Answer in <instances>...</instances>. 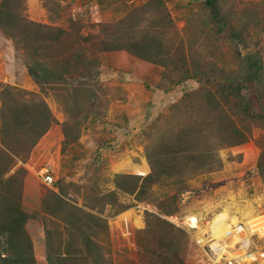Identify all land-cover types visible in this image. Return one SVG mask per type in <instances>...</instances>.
Wrapping results in <instances>:
<instances>
[{
	"label": "rangeland",
	"instance_id": "374dc122",
	"mask_svg": "<svg viewBox=\"0 0 264 264\" xmlns=\"http://www.w3.org/2000/svg\"><path fill=\"white\" fill-rule=\"evenodd\" d=\"M8 2L13 4L14 13L29 21L87 37L89 40L81 44L82 48L96 53L98 61L96 74L91 77L74 73L73 62L68 61L64 65L70 75L65 76L64 85L48 83L40 87L26 73L27 58L20 44L0 29V116L7 107L13 108V102L22 108L20 104L43 101L54 119L29 148L32 136L10 127L6 112L9 130L4 139L11 152L0 141V169L10 166L4 178L18 170L23 176L21 207L31 217L25 230L32 243L35 264H50L48 256L53 257L54 264V249L63 253L68 246L71 253L84 251L82 238L64 228V214L45 213L46 204L52 211L49 193L98 218L82 224L96 245L92 255L98 253V258L76 259L72 264H146L140 260L138 240L146 227L147 212L177 229L170 219L201 212L211 216L222 208L240 217L264 210V178L255 170L264 151V122L238 116L242 104L233 109L238 116L234 120L246 132V139L218 150L221 166L217 170L195 174L183 184H155L151 191L132 192L134 185H140L142 178L150 173L146 153L156 145L158 132L163 129L160 119L187 93L197 90L199 84L186 80L183 74L162 77L166 72L163 65L129 51L97 52L95 46L104 28L112 33V27L121 33H135L136 39L145 35L159 37L160 45L151 43L150 49L140 51L154 60L158 59L154 52L159 51L175 58L178 65L184 63L188 69L196 63L206 69L216 66L218 81L231 79L241 83L245 102L253 112L264 115L262 0H219L232 26L222 33L213 32L202 0ZM237 53L241 57L249 54L260 57V82H241L245 74ZM78 85L80 89L72 92ZM71 93L73 98H68ZM170 126L167 124L164 129ZM211 131L215 136L216 129ZM41 168L49 169L53 184L46 185L37 176ZM214 207L218 211L211 213ZM75 220V217L67 218L69 223L79 225ZM182 231L178 238V258L180 264H185L188 236ZM50 239L59 241L60 245L49 247ZM260 244L264 245V241ZM166 259L168 264H177L170 256Z\"/></svg>",
	"mask_w": 264,
	"mask_h": 264
},
{
	"label": "trees",
	"instance_id": "16d2710c",
	"mask_svg": "<svg viewBox=\"0 0 264 264\" xmlns=\"http://www.w3.org/2000/svg\"><path fill=\"white\" fill-rule=\"evenodd\" d=\"M202 2L214 33H222L227 27L232 28L229 24L230 20L221 9L219 0H202ZM11 5L13 4L8 0L0 2V29L5 36L20 44V49L24 50L27 58L26 73L37 86L41 87L48 83L64 85L65 76L70 75V70L64 65L68 61L73 62L74 73L82 72L89 77L96 74L98 66L96 53H88L81 45L89 40L87 37L29 21L22 14L14 13V7ZM112 29H114L113 33L106 28L100 33L95 45L97 52L126 50L137 57L163 65L166 72L162 73V77L183 74L186 80L190 79L199 84L197 90L187 93L179 103L172 106L167 116L160 119V122H163L162 131L166 130L164 128L167 124L171 126L164 132L159 131L156 145L147 150L146 158L150 173L142 178L140 185H134L132 192L137 189L138 193L151 191L155 184H183L195 174L217 170L221 166L217 156L218 150L238 145L246 139V132L235 125L234 118L238 116L244 120L258 118L264 122V115L253 112L249 103L243 99L241 83L231 79L223 83L218 81L216 70L219 69L216 66L206 69L196 63L188 69L184 63L178 65L179 62L175 61V58L163 55L159 51H156L157 53L153 51L158 58L154 60L140 50L150 49L148 46L151 43L160 45L159 37L145 35L142 39H136L135 33H121L117 27ZM237 58L245 74L241 82H260L262 72L260 57L257 54L241 57L237 53ZM47 63L52 65L53 69H50ZM79 87L81 86L78 85L71 91L77 92ZM69 97L73 98V94H69ZM13 104H15L13 108L7 107L0 116V141L10 152V146L4 139L9 130L5 120L6 112L10 118V127L17 128L22 134L32 136L29 148L33 147L54 121L43 101L32 102L29 105L20 104L22 108H18L16 102ZM238 104H242L243 107L242 113L237 116L233 109ZM213 128L216 129L215 136H212ZM9 170L10 166L7 169H0V264H35L32 243L25 230V224L31 217L21 207L23 176L18 170L4 178V173ZM255 170L264 178V151L260 153ZM126 178L131 179V177ZM116 185L118 188L119 183ZM47 196L50 197L53 205L50 211L44 203L45 213L51 216L64 214L66 217L62 222L64 228L70 230V234L80 236L84 247V251L77 250V253H71L68 246L64 247L63 253L54 249V264H72L76 259L96 260L98 253L93 256L91 252L96 245L89 239L82 224L92 219L96 221L98 218L69 204L58 195L49 193ZM73 217L77 219L76 223L79 221V225L67 221V218ZM144 220L146 227L138 240L140 260L146 264H168L166 257L170 256L174 262L180 264L178 238L180 240L183 231L152 213L147 212ZM58 243L50 239L48 246H59ZM52 258L48 256V263L53 264Z\"/></svg>",
	"mask_w": 264,
	"mask_h": 264
},
{
	"label": "built area",
	"instance_id": "2783aa9c",
	"mask_svg": "<svg viewBox=\"0 0 264 264\" xmlns=\"http://www.w3.org/2000/svg\"><path fill=\"white\" fill-rule=\"evenodd\" d=\"M37 176L46 185L54 182L47 168H41ZM224 210L226 230L216 233L212 223ZM170 221L187 233L185 264H264V245L260 244L264 241V210L240 217L222 208L211 216L201 212Z\"/></svg>",
	"mask_w": 264,
	"mask_h": 264
},
{
	"label": "bare ground",
	"instance_id": "6f19581e",
	"mask_svg": "<svg viewBox=\"0 0 264 264\" xmlns=\"http://www.w3.org/2000/svg\"><path fill=\"white\" fill-rule=\"evenodd\" d=\"M225 217H226L225 211L215 217L212 223L213 225L212 227L216 233H223L226 230L225 221H224ZM233 221H234V218H233ZM136 222L139 223L138 221Z\"/></svg>",
	"mask_w": 264,
	"mask_h": 264
}]
</instances>
